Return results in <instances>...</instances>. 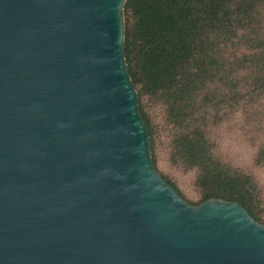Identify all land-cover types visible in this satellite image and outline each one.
I'll list each match as a JSON object with an SVG mask.
<instances>
[{"label": "water", "instance_id": "1", "mask_svg": "<svg viewBox=\"0 0 264 264\" xmlns=\"http://www.w3.org/2000/svg\"><path fill=\"white\" fill-rule=\"evenodd\" d=\"M124 2L0 0V264H264L242 207L155 173Z\"/></svg>", "mask_w": 264, "mask_h": 264}, {"label": "trees", "instance_id": "2", "mask_svg": "<svg viewBox=\"0 0 264 264\" xmlns=\"http://www.w3.org/2000/svg\"><path fill=\"white\" fill-rule=\"evenodd\" d=\"M122 17L155 173L264 227V0H125Z\"/></svg>", "mask_w": 264, "mask_h": 264}]
</instances>
